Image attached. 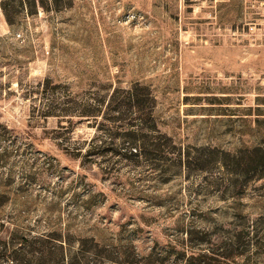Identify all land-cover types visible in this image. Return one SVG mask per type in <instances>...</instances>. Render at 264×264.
Masks as SVG:
<instances>
[{"label": "rangeland", "instance_id": "374dc122", "mask_svg": "<svg viewBox=\"0 0 264 264\" xmlns=\"http://www.w3.org/2000/svg\"><path fill=\"white\" fill-rule=\"evenodd\" d=\"M135 84L175 151L109 138ZM0 242V264H264V0H0Z\"/></svg>", "mask_w": 264, "mask_h": 264}, {"label": "trees", "instance_id": "16d2710c", "mask_svg": "<svg viewBox=\"0 0 264 264\" xmlns=\"http://www.w3.org/2000/svg\"><path fill=\"white\" fill-rule=\"evenodd\" d=\"M119 96H111L110 117L107 119L112 124L120 123L125 128L114 127L107 129L109 138L122 140L125 139L129 149L136 146L138 151H175L176 147L172 140L164 135L159 137L152 136L153 133H159L155 127L153 111L155 108V99L147 88L135 84L125 92L117 94ZM99 101L93 99L92 103L76 104L73 101H67L71 107L58 109L57 112L63 113V116H75L79 118H92L96 120L97 109L96 104ZM124 111H127L125 114ZM120 130V131H118ZM136 143V145H134ZM110 151H116L111 149ZM173 152H169V155ZM139 154H134L138 156ZM3 244V242H0Z\"/></svg>", "mask_w": 264, "mask_h": 264}]
</instances>
